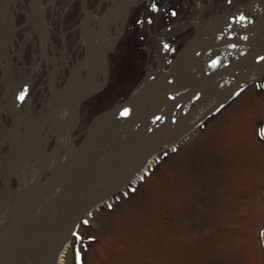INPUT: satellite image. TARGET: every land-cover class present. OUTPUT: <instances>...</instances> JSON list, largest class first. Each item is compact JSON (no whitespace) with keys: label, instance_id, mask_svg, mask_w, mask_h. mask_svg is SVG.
<instances>
[{"label":"rangeland","instance_id":"374dc122","mask_svg":"<svg viewBox=\"0 0 264 264\" xmlns=\"http://www.w3.org/2000/svg\"><path fill=\"white\" fill-rule=\"evenodd\" d=\"M87 1L91 12L100 4L99 14L104 12V0ZM248 1L232 0L235 5ZM19 2L18 24L29 13V1ZM208 2L204 19L234 7L227 0ZM196 3L143 0L129 10L125 31L109 56L104 86L80 105L73 135L100 110L124 100L156 54L170 65L167 57L173 59L192 36L194 27H187L185 19ZM46 12L55 56L49 52L43 58L38 80L54 68L56 89L67 91L70 70L85 61L79 0H55ZM165 35L176 44L172 51L160 48ZM24 62L30 63L29 52ZM14 77L16 81V73ZM1 82L0 69V95ZM35 85L32 93L40 81ZM43 92L45 105L51 96L47 88ZM63 264H264V69L259 80L237 88L189 138L172 151L163 150L142 182L81 221Z\"/></svg>","mask_w":264,"mask_h":264},{"label":"water","instance_id":"95a60500","mask_svg":"<svg viewBox=\"0 0 264 264\" xmlns=\"http://www.w3.org/2000/svg\"><path fill=\"white\" fill-rule=\"evenodd\" d=\"M255 1L251 0L249 4ZM7 2L8 0H0V17ZM41 2L42 0H34L33 17L39 18ZM79 6L86 31V43L91 50V57L88 58V64H91V67L86 71L84 82L65 98L56 102L32 134L25 131L20 138L17 132L20 121L17 108L20 98L17 97L14 110L10 113V131L6 132L0 140V149L6 142L10 148V155L0 171V181H2L0 195L4 194L0 206L5 203L12 180H17V170L26 168L30 158L37 157L40 145H46L39 156V172L36 178L15 199L4 225L0 228V240L6 235L13 234L10 245L0 254V264H22L46 244L50 245L51 264H54L61 251L62 239L70 240L83 218L118 195L143 171L144 167H148L149 160L153 156L156 157L166 146L177 144L188 138L207 115L217 111L227 102L231 94L243 85L240 81L241 73L247 66L264 58V0H261V5L255 13L249 15L256 17L252 36L220 35L212 41H194V38H191L175 54L170 65L173 73L172 70L169 72L170 76L167 77L168 80L163 86L157 82L139 86L124 100L96 113L82 132L84 137L81 142L74 147L72 135L74 129H67L68 121L61 117H65L73 107L77 118L80 105L93 95V87L97 84L102 65L105 64L103 62H106L108 53L122 36L127 19V17L121 19L120 29L108 44L105 56L101 60L95 50L94 37L89 29L87 0H79ZM117 6L120 7L119 1ZM237 21L230 18V23L235 24ZM237 27L241 28L240 25ZM16 29L4 39L0 48V61L12 42ZM200 56H207L204 61L207 69H204L203 65L202 69L196 68L193 73L180 77L178 74L180 60L185 58L197 66ZM217 63L219 64L215 66ZM31 74L32 71L29 77ZM29 86L30 82L27 84L25 93L28 92ZM217 92H220L219 100L206 107L185 128L180 127L184 112L189 107L197 104L199 99H209ZM124 109L128 110L126 115L122 114ZM139 110L141 111L137 112ZM1 113L0 106V121ZM98 123L99 127H97ZM147 123L150 127L145 129L148 126ZM116 126H121L118 128L117 135L121 133L130 135L127 139L128 148L123 153L125 154L129 149L134 156L129 161H124V165L115 163V166H110L109 171L118 169L119 174L113 177L111 182L102 184L95 191V183L99 181L97 177L112 162L113 157L123 154L121 153L123 149L119 148L120 145H127L123 142L119 145H113V142L104 144L107 135ZM61 129L69 132L70 138L64 148L61 147ZM49 131H52V144L48 149ZM18 138L22 143V149L16 154L15 141ZM139 141L140 145L136 144L138 146L135 151V143ZM71 149L79 150L72 161L69 157ZM96 151L99 152L97 160ZM46 159L52 160L49 167ZM78 173L84 175L83 182H79L78 178L71 181L72 177L74 175L76 177ZM60 205L58 215L50 220V213L58 209Z\"/></svg>","mask_w":264,"mask_h":264},{"label":"bare ground","instance_id":"6f19581e","mask_svg":"<svg viewBox=\"0 0 264 264\" xmlns=\"http://www.w3.org/2000/svg\"><path fill=\"white\" fill-rule=\"evenodd\" d=\"M117 1L120 2V7L117 6ZM141 1H143V0H109L107 2H103V3H106V8H105L103 13L99 14V10H100L101 6H103V4H100L94 12L88 13L89 29L91 30L92 35L94 37L95 50L98 53V56L101 60H103V58L105 56L104 54H105V50H106L108 44L112 40L113 36H115L117 34L118 30L120 29L121 19L123 17H127L128 12L132 8V6L138 4ZM208 1L209 0H206V2H208ZM206 2H203V0H197V3H196V5H194V9H193L194 13L193 14L191 13L188 16V18H187L188 20L185 19V24L187 27H190V26L194 27V30L192 32V36L189 37L188 40H190L191 38H194V41L195 40L212 41L216 37H219L220 35L223 36V35H229V34H231V35L246 34L248 36H252L254 34V31H252V30L255 28V27L253 28V26H255V23H256L255 18L256 17L255 16L251 17L249 15L255 13L257 8L261 5V0H256L254 4H250V5H241L239 8H237L235 10H229L228 9L227 15H211L210 17L204 19L203 12L208 7ZM53 4H54V0H49L46 8L49 6L52 8ZM46 8H45V10L43 9V12L46 11ZM45 14H46V12H45ZM41 18H43L42 15H41ZM230 18H234L238 21L235 24H231ZM40 23L41 22L39 21V19H37L36 29L40 28ZM80 25H81L82 30H83L82 40L85 41L84 37L86 36V34H85L86 31H85L83 22H81ZM238 25H240L241 28H238L237 27ZM181 27H184V25H182ZM49 29L50 28L48 27L47 31H49ZM8 32L9 31H7V33ZM31 38H33V37H31ZM164 38L165 39L168 38L167 35H165ZM188 40H186L185 42H187ZM43 42H45V41H43ZM39 44H40V42H39ZM37 45H38V43H37ZM46 46L47 45H45L44 43H41L42 54L44 55L47 52H51L52 57H54L55 53L51 49L52 48L51 43H49L48 48H46ZM84 54H85V61L79 62L78 67L74 66V69L71 70V79L74 81V83H72V85L69 86L70 92L76 90L78 88V85L82 84V82H84L81 79L82 70L85 69L87 71L91 67L90 66L91 64L90 65L88 64V58L91 57V50L89 49L88 44H85ZM110 54H111V52L108 53L106 62H103L105 64L102 65L101 72L98 75V82L93 87L94 89L92 91H94V92L96 91L97 87L103 86L102 80H103V78H106V76L108 75V68H109V65H111V60L109 59ZM161 57L162 56L159 55V53L156 54L155 58L153 59L154 63H152L151 67L148 69L145 77L137 85H135V87L133 88L132 91L139 88V86L143 87V86L148 85L152 82H157L160 86H163V84L166 81V78L170 76L169 72H171L172 69H170L171 66L166 68V69H165V67H163L164 62L162 61ZM206 58H207V56H200L199 61H198L199 64H197V66L195 64H191L185 58L182 59V61L180 60V64H179L180 71L178 72V74L181 77L183 75H189V74L193 73L196 68L202 69L203 65H205L204 61ZM52 60H54V58ZM40 65H41L40 59L37 57H34L32 59V61L30 62V64H28V65L26 64V66H24V68H22V69H20V68L18 69L16 67L12 68L13 71H11V70L9 71V69H3V74H4L3 84L6 87V91H9V89H10L9 86L12 83L8 78L10 76H12V78H13L17 69L19 72L18 75L20 76V80H22L23 77L29 73V71L39 72L38 67ZM156 66H157V69H156ZM215 66H217V65H215ZM161 68H164L165 69L164 71H167V73L163 74L164 71L161 72ZM263 69H264V58L261 59L260 61H258L257 63L249 64V66H247V68L241 73L240 81L243 84H251L261 75V73L263 72ZM172 73H173V70H172ZM151 75H152V78H151ZM132 76H133V74H132ZM7 82H8V84H7ZM132 91L129 92L127 94V96H129L132 93ZM219 94H220V92H217V93H215L214 96L210 97L209 99H199L197 104L189 107L187 109V111L184 112V117L182 119L183 121L181 122L180 127L185 128V126L188 125L190 122H192L197 116H199V114H201L205 110L206 107L212 105L213 102H216L217 100H219V98H220ZM2 100H3V97H0V106L2 105V109H4V112H5V108H4L5 104H3ZM7 105H8V101H7ZM7 105H6V109L8 107ZM20 111H22V107H21ZM76 111H77V109H76ZM140 111L141 110H139L137 112H140ZM74 112H75L74 108L72 107L71 111L69 110L66 113L65 117H61L62 119L65 118L68 121L67 122L68 124H66V127H68L67 129H70V130L74 128V125L76 126V123L78 120V119H76V115ZM1 115H2V113H1ZM21 115L24 116L23 114H21ZM30 116L33 117L32 114ZM120 118L123 119L125 117H120ZM3 120L1 119V121H0V140L3 137V135L6 132H8V130H9L8 124L7 123L5 124L4 123L5 120L4 121ZM25 123L26 124L30 123V121H27L26 117H24V120L20 122V126L24 125ZM99 123H101V121ZM99 123L97 124V127L100 126ZM116 123H118V122H116ZM147 124H148V126H146L145 129L150 127V124L149 123H147ZM119 127H121V126H116L115 129H111L112 131L109 133V135H107V137H106L107 139L104 141V144L109 143V142H113L112 143L113 145H119L122 142L127 144V142H128L127 139L130 135L129 134L127 135L126 133H121V134L117 135L116 133H117ZM18 129H22V127H19ZM178 130H181V129H178ZM63 138L64 139H62V141H61V147L62 148L66 147L67 142L70 139L69 138V132H64ZM131 138H132V132H131ZM136 144L140 145V141L138 143H135V146H134L135 151H136V147L138 146ZM127 146H128V144L125 146L120 145L119 148L123 149L121 151V153L125 152V150L128 148ZM45 147H46V145H40L39 150L37 152V154H38L37 157L36 158H35V156L31 157L30 158L31 160L29 161L26 168L17 170V180H13L15 182V185L17 186V188H13V183H14L13 182L11 187H10V190L8 192V196L5 200V203L0 206V228L4 225V223L8 217L9 211L11 209V206L13 205L15 199L36 178V176L39 172V170H38L39 156ZM9 149L10 148H9L7 142L5 143V147L0 149V171H2V169L4 168V165L7 161V157L10 155ZM21 149H22V143L20 142V140L18 138V141H15V152H16V154H18V152ZM98 151H99V149H98ZM98 151H96V153H95L96 154V160L99 159V152ZM78 152H79V150H77V149H71L70 150L69 157L71 158V161L73 160V158L76 157V155H78ZM138 154H140V153H138ZM133 156H134V153L131 154L129 152V149H128L125 154L123 153L122 155H118L116 157H113L111 160L112 162L107 167H105L103 170V173L97 177V178H99V181H98V183H97V181L95 183V191L98 190L102 184H104L106 182L107 183L111 182V179L119 174L120 170H118V169H111V171H109L110 166H115V163L117 165H124V161H129ZM154 160H155V157L153 156L149 160L148 164L149 163L151 164ZM67 161H69V160H67ZM51 162H52L51 159H46V164L48 165V167L51 165ZM48 167H46V169H48ZM64 171H66V169ZM100 176H102V178ZM83 177H84V175H81L78 173V175L76 177H75V175H74V177H72L71 181H75L78 178L79 182H83ZM137 178L138 177H136L133 180L134 183L137 181ZM1 184H2V181H0V185ZM3 198H4V194L2 193L0 195V201ZM60 207H61V205L58 206V209H55L54 211H52L50 213V215H49L50 220H53L58 215V212L60 211ZM12 238H13V234L12 235H6L0 240V254L10 245ZM62 242L63 243H62L60 254H59V256L56 259V262L54 264H63V262H64V257H65L67 250H68V246H69L70 241L69 240L65 241L64 239H62ZM51 261H52V255L50 252V245L46 244V245H43L42 247H40L39 250L35 254H33L31 257H29V259H26L22 264H51Z\"/></svg>","mask_w":264,"mask_h":264},{"label":"flooded vegetation","instance_id":"af4514ba","mask_svg":"<svg viewBox=\"0 0 264 264\" xmlns=\"http://www.w3.org/2000/svg\"><path fill=\"white\" fill-rule=\"evenodd\" d=\"M36 36V35H35ZM28 44H30V43H28ZM29 47V48H28ZM30 45H27L25 48H24V56H25V54L27 53V52H30Z\"/></svg>","mask_w":264,"mask_h":264},{"label":"snow or ice","instance_id":"6c2138e0","mask_svg":"<svg viewBox=\"0 0 264 264\" xmlns=\"http://www.w3.org/2000/svg\"><path fill=\"white\" fill-rule=\"evenodd\" d=\"M153 7H155V5H153ZM173 14H175V13H173ZM127 112H128V110H127V109H124V111H123V113H122V114L126 115V114H127Z\"/></svg>","mask_w":264,"mask_h":264}]
</instances>
